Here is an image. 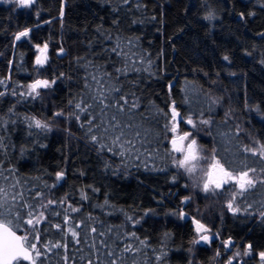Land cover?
<instances>
[{
	"label": "trees",
	"instance_id": "obj_1",
	"mask_svg": "<svg viewBox=\"0 0 264 264\" xmlns=\"http://www.w3.org/2000/svg\"><path fill=\"white\" fill-rule=\"evenodd\" d=\"M44 44L48 59L39 66L36 46ZM37 79L50 86L29 95ZM0 80V188L44 213L35 225L37 264H264V184L240 197L246 210L234 214L232 185L205 192L203 177L175 164L165 128L174 103L196 123L179 129L201 147L202 165L215 154L264 180V158L244 150L264 144V0L0 3ZM101 84L120 90L110 92L113 103L129 100L117 119L131 125L133 151L104 132L116 108L101 114L93 100ZM28 211L20 209L24 219ZM193 220L216 235L209 246L194 242ZM26 232L31 240L29 226L17 230ZM126 244L134 251L124 252Z\"/></svg>",
	"mask_w": 264,
	"mask_h": 264
},
{
	"label": "snow or ice",
	"instance_id": "obj_2",
	"mask_svg": "<svg viewBox=\"0 0 264 264\" xmlns=\"http://www.w3.org/2000/svg\"><path fill=\"white\" fill-rule=\"evenodd\" d=\"M34 0H19V3L23 6H28L32 4ZM211 18V17H209ZM29 34V30H24L19 32L15 39L20 40L22 37H27ZM37 50L40 53L36 56L35 63L39 66H43L48 57H47V48L48 45L44 44L43 47L37 45ZM227 59V57H225ZM95 79V77H93ZM5 82L0 80V85ZM54 83V81H53ZM99 83V82H98ZM50 86L49 81L37 79L34 83L29 84L27 87L29 89L28 94H36L39 95L37 91L40 88H47ZM103 85H100L101 91L98 92L96 96H93V100L97 103V106L100 108L101 114H105L106 111L110 108L115 107L116 112L109 118L108 127L104 129L105 134L111 130L113 133H118L114 136L113 143L120 144L121 147L127 145L128 151L135 150V140L129 139L127 136L126 128L130 129L131 125H122L117 117L118 114L123 113L125 111V106L129 105V100L127 97L121 95L118 99H115V103H113V98L110 96L111 91L119 92L118 88L108 90L106 93L103 90ZM3 95V93H0ZM77 108H80V104L76 105ZM138 105L133 102L129 106V111L132 108H136ZM81 111H85V109H81ZM167 115V114H165ZM183 121L186 124L192 125L193 128L196 127V123L193 121L191 117H188L187 120H184V117L177 111L175 104L171 108V118H170V126L169 124L165 125L167 131L173 133V136L170 140L172 145V152L180 153L182 158L175 160V164L179 168H183L187 173L194 174L197 171V163L199 161L205 160L206 157L201 155L202 149H199L197 146V141L195 139H191L190 142L185 145L186 141H189V137L192 135L191 132L185 131L182 134H179V124ZM35 126L37 128H46V124H42L41 121L35 120ZM203 124H208V120L200 121ZM89 125L92 124V121H88ZM103 120L100 125L97 127H101L103 125ZM91 131V128H89ZM139 131L134 133V137H139ZM92 140L96 141L97 137L95 135L92 136ZM103 147V145H102ZM245 151L251 152L252 155H257L261 158H264V144H261L258 151L255 148H245ZM123 154V153H122ZM211 163L208 165L207 170H204V176L206 177L205 182L203 183V190L208 192L210 190H220L224 189L225 185H232L231 189V197L228 201L227 207L234 214L238 213L242 210L241 206L237 203V200L240 197H244L246 193H248L251 189H254L257 183L264 184V180H257V178L253 175L256 172L254 168H248L245 166L242 169H232L231 164L228 161H225L226 164H229V167H225V164H222L220 160L216 159L215 154L212 155ZM62 173H57V179H60ZM13 188L15 185L12 186ZM39 193H37V196ZM23 200V193H15L9 199L7 189L0 188V264H21L22 261H28L29 264H37V258L40 257L41 251L37 248V243L34 241H38L39 237L36 235L35 225L40 222V218L43 217L44 213L40 212L37 216L35 214V210L32 205H26L23 203H18ZM53 201L49 200L48 204H52ZM43 207H47V205H42ZM29 208V211L26 213L27 219H24L20 213L21 208ZM251 207V205H249ZM71 211H78V209L71 208ZM264 215V213H261ZM181 215H183L181 213ZM131 219V217H129ZM67 220V218H66ZM193 223L196 225L197 234L207 233L208 229L200 223L198 220H193ZM22 225H27L31 229L32 239H29V233H25L24 235H17V230H19ZM59 227V225L57 226ZM79 227V225H76ZM72 232V235L75 237L77 235L74 229H69ZM91 231L93 233L96 232V228H92ZM99 235H104V233H99ZM132 237L134 239H138L135 237V234L132 233ZM199 239L208 242L210 237L208 235H200ZM199 242V241H194ZM141 244H144V241H140ZM225 247L232 245V241L228 240L224 242ZM54 247H60L61 245H53ZM251 246H248V250L245 251V255L249 254ZM124 252H133L134 248L132 244H126L123 249ZM35 254V256L33 255ZM109 256H113V252L108 253ZM236 255H239L237 253ZM261 260L264 261V252L259 254ZM91 264V262H90ZM109 264H117V259H112L109 261ZM121 264L123 262L121 261ZM228 264H232L231 260L228 261Z\"/></svg>",
	"mask_w": 264,
	"mask_h": 264
},
{
	"label": "rangeland",
	"instance_id": "obj_3",
	"mask_svg": "<svg viewBox=\"0 0 264 264\" xmlns=\"http://www.w3.org/2000/svg\"><path fill=\"white\" fill-rule=\"evenodd\" d=\"M35 1L36 0H34V2L32 3V4H30V5H28V6H23V5H21L20 3H19V0H0V3H2V4H5V5H8V4H15L17 7H19V8H30L32 5H34V3H35ZM22 38H26V37H22ZM38 51V50H37ZM40 53L38 52V55H39ZM40 89H43V88H40ZM39 90V89H38ZM37 90V91H38ZM180 124H181V122H180ZM179 124V125H180ZM192 127V125H189V124H186L185 123V128L186 129H188V128H191ZM183 132H185V131H181L180 129H179V134H182ZM172 134V136H173V133H171ZM191 136L189 137V141H186L185 142V145H187V143L188 142H190L191 141ZM197 146H198V148L199 149H201V147L198 145V143H197ZM176 155H177V159H180V158H182V156H181V154L180 153H176ZM203 164V160L202 161H199L198 163H197V171L194 173V174H189V173H187L183 168H180L181 169V171H184L191 179H195L194 177L196 176H200L201 178L203 177L204 178V181H203V183L205 182V180H206V177L204 176V170H207V168H208V165L209 164H207V165H202ZM195 181H197L196 179H195ZM198 183H200V182H198ZM193 225H194V230H195V241H199V242H195L196 244H198V245H204V246H209L210 244H211V242L216 238V235H214L211 231H210V229H208L207 227V229H208V232L207 233H200V234H197V232H196V225L193 223ZM208 235L209 237H210V240L208 241V242H204V241H202V240H200L199 239V236L200 235ZM224 246H225V244H224ZM231 245L230 246H228V248H229V251H230V249H231ZM227 248V247H226Z\"/></svg>",
	"mask_w": 264,
	"mask_h": 264
},
{
	"label": "water",
	"instance_id": "obj_4",
	"mask_svg": "<svg viewBox=\"0 0 264 264\" xmlns=\"http://www.w3.org/2000/svg\"><path fill=\"white\" fill-rule=\"evenodd\" d=\"M17 235H19V234H17ZM231 246H233V242H232V245ZM227 249L229 250V248L227 247ZM261 258V257H260ZM24 262H26V263H29L28 261H24Z\"/></svg>",
	"mask_w": 264,
	"mask_h": 264
}]
</instances>
